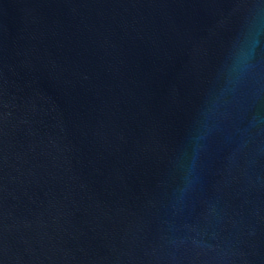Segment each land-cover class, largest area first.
Wrapping results in <instances>:
<instances>
[{"label": "water", "instance_id": "obj_1", "mask_svg": "<svg viewBox=\"0 0 264 264\" xmlns=\"http://www.w3.org/2000/svg\"><path fill=\"white\" fill-rule=\"evenodd\" d=\"M0 264H264V0H0Z\"/></svg>", "mask_w": 264, "mask_h": 264}]
</instances>
